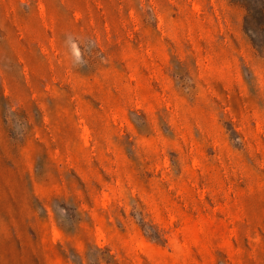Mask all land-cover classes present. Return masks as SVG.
<instances>
[{
  "label": "rangeland",
  "instance_id": "obj_1",
  "mask_svg": "<svg viewBox=\"0 0 264 264\" xmlns=\"http://www.w3.org/2000/svg\"><path fill=\"white\" fill-rule=\"evenodd\" d=\"M264 0H0V264H264Z\"/></svg>",
  "mask_w": 264,
  "mask_h": 264
},
{
  "label": "trees",
  "instance_id": "obj_2",
  "mask_svg": "<svg viewBox=\"0 0 264 264\" xmlns=\"http://www.w3.org/2000/svg\"><path fill=\"white\" fill-rule=\"evenodd\" d=\"M264 2V1H263Z\"/></svg>",
  "mask_w": 264,
  "mask_h": 264
}]
</instances>
